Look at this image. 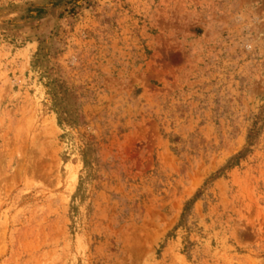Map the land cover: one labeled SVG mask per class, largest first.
<instances>
[{
	"label": "rangeland",
	"instance_id": "rangeland-1",
	"mask_svg": "<svg viewBox=\"0 0 264 264\" xmlns=\"http://www.w3.org/2000/svg\"><path fill=\"white\" fill-rule=\"evenodd\" d=\"M0 264H264V0H0Z\"/></svg>",
	"mask_w": 264,
	"mask_h": 264
},
{
	"label": "clouds",
	"instance_id": "clouds-1",
	"mask_svg": "<svg viewBox=\"0 0 264 264\" xmlns=\"http://www.w3.org/2000/svg\"><path fill=\"white\" fill-rule=\"evenodd\" d=\"M247 46L250 48L251 47V43H248Z\"/></svg>",
	"mask_w": 264,
	"mask_h": 264
},
{
	"label": "trees",
	"instance_id": "trees-1",
	"mask_svg": "<svg viewBox=\"0 0 264 264\" xmlns=\"http://www.w3.org/2000/svg\"><path fill=\"white\" fill-rule=\"evenodd\" d=\"M250 140V137L248 138ZM247 144L250 145V143L247 141Z\"/></svg>",
	"mask_w": 264,
	"mask_h": 264
}]
</instances>
